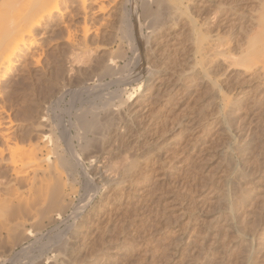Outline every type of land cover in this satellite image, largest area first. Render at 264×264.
<instances>
[{"label": "rangeland", "instance_id": "1", "mask_svg": "<svg viewBox=\"0 0 264 264\" xmlns=\"http://www.w3.org/2000/svg\"><path fill=\"white\" fill-rule=\"evenodd\" d=\"M101 1L65 20L76 49L46 23L0 84L15 159L60 169L68 191L63 218L0 264H264V58L213 50L247 48L264 0Z\"/></svg>", "mask_w": 264, "mask_h": 264}, {"label": "bare ground", "instance_id": "2", "mask_svg": "<svg viewBox=\"0 0 264 264\" xmlns=\"http://www.w3.org/2000/svg\"><path fill=\"white\" fill-rule=\"evenodd\" d=\"M79 1H80L79 2L80 7H78L77 11H73L72 8H69V5L72 4L71 0L70 1L69 0H0V84L4 79V77L7 75V73H9L12 70L15 64H18L20 53L26 47L30 49L29 47L34 45L35 43L34 31L37 28L44 26L46 23L50 25L52 24V22L57 21L60 22L59 25L63 24L64 26H66L68 29L66 42L69 44V47L71 49L73 50L76 49V42L74 41L75 37L70 28L71 25L67 23L65 20H75L77 16H80L82 20H85L86 22V20H88L89 18V11L87 8V4L88 1H92V0H79ZM121 1L124 2L125 0H121ZM93 2L96 4L97 3L100 4L99 10H103L106 7L103 1L101 0H93ZM134 4H133V9L134 7H137V5L135 4L136 5L135 6ZM223 20H230L229 15L227 14V16L223 18ZM263 22L264 21H262L261 19L258 22L254 37L252 36L253 38H251L248 41L249 46H247V48L242 49L239 53H227L224 50V46H218L217 48L216 47L214 48L212 46L214 48L212 49L214 50L215 55L220 56L224 60V62L227 63L228 65H235V64L237 65L238 62L244 61L246 59H253L255 57L264 58V23ZM81 29L84 31V35L82 36L84 37V39H87L88 34L90 33V28L85 24L81 27ZM258 47L260 49L257 50ZM263 69H264V65H263ZM89 86H85V87H89ZM63 88L64 85L58 86L57 91L61 92V89L63 90ZM112 96L114 95L112 94ZM85 111H86V107H85ZM80 117L84 118V116L83 117L80 116ZM12 127H13V121L10 118V116L2 115L0 113V247L3 244H9L11 246V244L15 243L14 241L17 242L19 238L22 239L25 236L29 237L31 233H34L33 231H37L38 227L41 226V223L45 218L51 219L50 222L52 221V219L56 220L63 218V216L65 215V209H67L65 208L67 203L66 198L68 197V193H67L68 191H66L67 182L64 181L62 178V176L65 173L63 174L62 173L63 171H61L60 169L58 170V168L52 170L49 168L42 169L41 167L29 169L26 166L27 163L25 162V154H24L25 152H23V149L20 151L22 154L21 157H19V159L16 160L14 156L16 150L14 149V146L12 144L13 143ZM45 138L49 143L53 141L52 138L50 137H45ZM66 142L67 141H65V143ZM68 146L71 149L72 144L71 147L70 145ZM47 150L49 151L50 149ZM53 151L50 150L49 153L51 152L52 154ZM55 151L54 153L56 154L57 151L56 152ZM73 152L76 153L75 150H73ZM73 152H70L69 150V153H73ZM60 156L61 154H59L58 157ZM58 157L57 159L59 160L60 158H64L63 156L60 158ZM127 157H128V161L129 160L130 161L127 163L125 162L124 169L127 168V170H129V168L131 169V167L133 166L134 161L131 160L133 159L131 158V156H127ZM127 157L125 158V161L127 160ZM65 160L66 158L63 161ZM14 161H16V163ZM67 162H65L66 164L65 166H67L68 164ZM130 165L132 166L129 167ZM85 173L87 175V172ZM53 178L54 181H52ZM221 201H226V197L221 198ZM76 208L79 209V206ZM82 208L83 207L80 206L81 212L83 211L81 210ZM32 217H34L33 220L31 219ZM28 218L31 219V221H34L33 228H35L36 230L34 229L32 230V232L26 230L27 228L25 227V221ZM5 235L8 237L10 236V238L12 237V239L11 240L9 239L7 241V239H5ZM7 246L8 245H6V247Z\"/></svg>", "mask_w": 264, "mask_h": 264}]
</instances>
